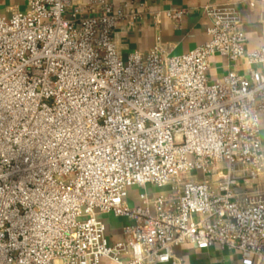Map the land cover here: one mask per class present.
Segmentation results:
<instances>
[{
	"label": "built area",
	"instance_id": "1",
	"mask_svg": "<svg viewBox=\"0 0 264 264\" xmlns=\"http://www.w3.org/2000/svg\"><path fill=\"white\" fill-rule=\"evenodd\" d=\"M205 13L209 38L188 53L158 33L127 57L114 31L143 17L127 2L31 0L0 15V264H184V244L264 264V194L249 188L264 173V17L248 51L233 5ZM217 56L248 74L212 81ZM109 214L128 220L113 242Z\"/></svg>",
	"mask_w": 264,
	"mask_h": 264
},
{
	"label": "crops",
	"instance_id": "2",
	"mask_svg": "<svg viewBox=\"0 0 264 264\" xmlns=\"http://www.w3.org/2000/svg\"><path fill=\"white\" fill-rule=\"evenodd\" d=\"M31 0H0V15L11 17L14 12H27ZM83 3L89 0H81ZM129 4L130 13H142L137 20H126L119 23L114 31L120 53L123 57L138 52L146 56L155 44V38L161 33L162 39L171 53L181 55L188 53L208 40L207 29L210 20L205 7L215 5H233L243 22L248 51L259 48L262 43L261 19L264 17V0H113L115 7L121 3ZM145 3L148 9L142 7ZM184 10L181 22L166 17V11ZM159 14L156 21L155 15ZM229 70H235L246 76L248 69L243 60L231 66L223 57L212 59L210 78L220 81ZM250 189L260 190L264 194V173L257 184L249 185ZM128 220L123 222V226ZM113 241L122 238L119 230ZM112 241V242H113ZM175 253L184 264H241L238 251L213 245L209 249L200 250L192 244H184L175 248ZM101 264H115L103 259Z\"/></svg>",
	"mask_w": 264,
	"mask_h": 264
},
{
	"label": "rangeland",
	"instance_id": "3",
	"mask_svg": "<svg viewBox=\"0 0 264 264\" xmlns=\"http://www.w3.org/2000/svg\"><path fill=\"white\" fill-rule=\"evenodd\" d=\"M9 18V17H6ZM219 169H223L222 165L219 166ZM199 178H202V174L199 173L198 175ZM143 192L142 188L138 187H132L128 191V197L130 200V205H134L138 201V196L139 194ZM148 195L150 198H155L159 196L160 194H165V195H170L171 191L167 190L165 188H156V187H151L149 186L147 189ZM102 220L106 224L107 228V238L110 242L113 241V238H117V234L120 229L123 227V222L126 220L125 218H116L114 215L109 214V215H104L102 216Z\"/></svg>",
	"mask_w": 264,
	"mask_h": 264
}]
</instances>
